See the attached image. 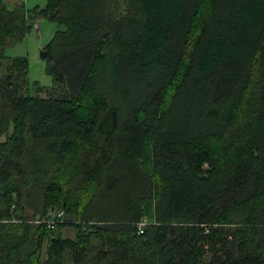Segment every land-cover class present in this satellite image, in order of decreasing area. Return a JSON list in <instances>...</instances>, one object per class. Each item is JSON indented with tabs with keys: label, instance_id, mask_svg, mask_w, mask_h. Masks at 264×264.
<instances>
[{
	"label": "trees",
	"instance_id": "trees-1",
	"mask_svg": "<svg viewBox=\"0 0 264 264\" xmlns=\"http://www.w3.org/2000/svg\"><path fill=\"white\" fill-rule=\"evenodd\" d=\"M0 264H264V0H0Z\"/></svg>",
	"mask_w": 264,
	"mask_h": 264
},
{
	"label": "rangeland",
	"instance_id": "rangeland-1",
	"mask_svg": "<svg viewBox=\"0 0 264 264\" xmlns=\"http://www.w3.org/2000/svg\"><path fill=\"white\" fill-rule=\"evenodd\" d=\"M15 1L25 2L26 8L43 7L47 0H4L7 9H12ZM59 29L56 23L39 19L37 24L28 33L26 38L17 44L8 45L5 53L8 57H26L28 60V93L35 95L36 86L48 89L53 85L52 76L48 74V64L46 60L40 59V53L49 43L54 33ZM55 232H61V236L67 239H73L75 232L71 227L63 229L55 228Z\"/></svg>",
	"mask_w": 264,
	"mask_h": 264
},
{
	"label": "built area",
	"instance_id": "built-area-1",
	"mask_svg": "<svg viewBox=\"0 0 264 264\" xmlns=\"http://www.w3.org/2000/svg\"><path fill=\"white\" fill-rule=\"evenodd\" d=\"M62 216H63L62 213H60V214L58 215L59 218H62ZM48 224H49V225H52L53 222H49ZM145 225H146V222H145V221H142L141 223H139V224L137 225V232H138V234H142V233H143V229H144Z\"/></svg>",
	"mask_w": 264,
	"mask_h": 264
},
{
	"label": "water",
	"instance_id": "water-1",
	"mask_svg": "<svg viewBox=\"0 0 264 264\" xmlns=\"http://www.w3.org/2000/svg\"><path fill=\"white\" fill-rule=\"evenodd\" d=\"M45 55H46V53H45V51H41V53H40V59H45Z\"/></svg>",
	"mask_w": 264,
	"mask_h": 264
},
{
	"label": "crops",
	"instance_id": "crops-1",
	"mask_svg": "<svg viewBox=\"0 0 264 264\" xmlns=\"http://www.w3.org/2000/svg\"><path fill=\"white\" fill-rule=\"evenodd\" d=\"M26 1V0H25Z\"/></svg>",
	"mask_w": 264,
	"mask_h": 264
}]
</instances>
